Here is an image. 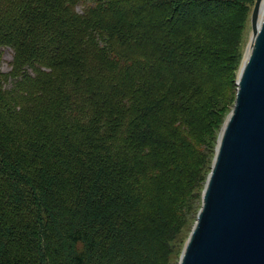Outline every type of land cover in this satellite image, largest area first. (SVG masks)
Returning <instances> with one entry per match:
<instances>
[{"label":"trees","instance_id":"1","mask_svg":"<svg viewBox=\"0 0 264 264\" xmlns=\"http://www.w3.org/2000/svg\"><path fill=\"white\" fill-rule=\"evenodd\" d=\"M230 6L0 0V264H134L187 220Z\"/></svg>","mask_w":264,"mask_h":264},{"label":"water","instance_id":"2","mask_svg":"<svg viewBox=\"0 0 264 264\" xmlns=\"http://www.w3.org/2000/svg\"><path fill=\"white\" fill-rule=\"evenodd\" d=\"M264 0L179 264H264ZM263 5V8H262Z\"/></svg>","mask_w":264,"mask_h":264},{"label":"rangeland","instance_id":"3","mask_svg":"<svg viewBox=\"0 0 264 264\" xmlns=\"http://www.w3.org/2000/svg\"><path fill=\"white\" fill-rule=\"evenodd\" d=\"M231 6V41L227 42L224 48L222 58L219 60L215 69V79L217 82L215 112L210 117V130L205 135L206 143V164L203 170V179L209 171L212 162L218 134L221 124L229 112L236 99L237 81L242 64L246 57L250 43L252 41V14L256 0H230ZM81 10V9H80ZM13 60V52L10 49L4 51L3 59L0 64V70L9 72L10 63ZM202 188L196 189L194 204L191 205L186 217L187 220L172 231L165 241L149 242L143 251L136 250L132 252L130 260L134 264H179L182 256V246H184L192 232L191 226L195 224L199 213L201 203ZM185 217V218H186ZM184 221V220H183ZM182 221V222H183ZM117 244V240H115ZM118 246V244H117ZM118 252V250H116ZM127 251V255H128ZM71 256L69 255V258ZM122 254L116 255L114 251L111 254L109 264H121Z\"/></svg>","mask_w":264,"mask_h":264},{"label":"bare ground","instance_id":"4","mask_svg":"<svg viewBox=\"0 0 264 264\" xmlns=\"http://www.w3.org/2000/svg\"><path fill=\"white\" fill-rule=\"evenodd\" d=\"M263 3H264V1H263ZM262 8H263V5H262ZM254 37H255V32H253V34H252V41H251V43L253 42Z\"/></svg>","mask_w":264,"mask_h":264}]
</instances>
